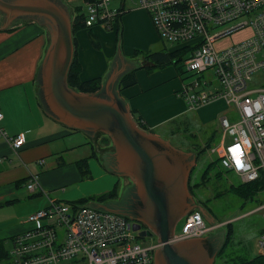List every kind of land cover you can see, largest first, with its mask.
<instances>
[{
	"label": "built area",
	"instance_id": "1",
	"mask_svg": "<svg viewBox=\"0 0 264 264\" xmlns=\"http://www.w3.org/2000/svg\"><path fill=\"white\" fill-rule=\"evenodd\" d=\"M82 1L85 28L110 30L120 24L124 10L113 8V0ZM135 1L160 39L180 45L177 51L191 50L184 65L198 77L182 84L177 93L188 109L222 98L239 114L232 125L227 117L219 119L222 140L210 152L243 185L264 178V0ZM246 29L249 36L243 41L215 48L223 38ZM3 119L0 112V143L17 153L25 145L24 137L8 134ZM24 185L30 194L42 191L37 174H29ZM261 210L264 217V203ZM181 221L170 243L204 237L220 226L207 225L196 210ZM27 223L30 228L11 238L8 258L0 264H153L158 247L136 243L137 232L127 219L54 199L30 214ZM258 247L257 258L264 264V233Z\"/></svg>",
	"mask_w": 264,
	"mask_h": 264
},
{
	"label": "water",
	"instance_id": "2",
	"mask_svg": "<svg viewBox=\"0 0 264 264\" xmlns=\"http://www.w3.org/2000/svg\"><path fill=\"white\" fill-rule=\"evenodd\" d=\"M25 22L43 28L49 39L35 75L42 112L89 140L97 135L107 137L111 150L101 154V165L110 175L126 180L116 199L89 201L84 207L133 222L132 229L139 238L155 237L158 247L153 252V264H215L226 229L216 228L204 237L170 243L176 225L194 210L208 225L217 222L195 202L189 190L196 152L178 149L140 128L119 95L121 79L135 71L120 46L100 88L81 93L68 84L76 49L71 8L63 0H0V31Z\"/></svg>",
	"mask_w": 264,
	"mask_h": 264
},
{
	"label": "crops",
	"instance_id": "3",
	"mask_svg": "<svg viewBox=\"0 0 264 264\" xmlns=\"http://www.w3.org/2000/svg\"><path fill=\"white\" fill-rule=\"evenodd\" d=\"M116 9L124 10V15L119 21L122 38L118 46H120L123 57L134 64L135 71L133 72L136 79L134 86L124 89L118 87L119 95L124 99L134 117L140 120L149 132L152 131L151 133L170 141L178 134V128L173 126L174 123L185 112L182 101L177 97V91L180 87L179 82L174 79L172 71L159 68L148 72L144 68L152 67L151 62L144 58L133 57L135 51L150 53L159 44L147 13L138 4L137 6L126 7L125 3H120V6ZM85 31L78 30L74 33L77 44V59L80 65L79 79L81 82L94 79L103 81L116 54L115 33L105 35V30L102 27L88 30L96 37L99 45L103 48V51L99 52L92 47L89 36L85 35ZM48 42L46 31L35 23H16L10 29L0 31V112L4 115L2 126L8 134H22L25 140V145L17 153H14L7 144L0 143V182L11 177L12 174H16L13 178L15 186H20L23 182L25 184L28 175L31 174L27 164H35L37 167L45 165L44 159L30 158V154L39 150L43 152L44 156L51 155V144L53 142L67 140L68 150L85 144L91 145V148L87 156H76L68 163L63 158L52 163L58 167H62L59 163H63V167L72 166L71 180L74 181V184H77L76 188L71 190L75 196L56 200L71 204L79 199L87 198L92 193L103 194L109 192L115 186L118 188L119 195L126 180L110 175L103 169L100 158L102 152L99 145L88 141L81 133L65 129L51 121L44 115L38 104L35 75ZM155 53H160V51ZM172 99L178 103V106L171 112L165 106L164 101H171ZM221 140L222 137L219 144ZM182 150L195 151L196 154L198 152V150H194L193 146H187ZM74 152L77 151L70 153L73 154ZM92 154L95 157L88 160L91 177L83 180L85 182H81L82 179L75 162L90 157ZM40 160L44 161L43 165H38ZM20 162L24 169L19 166ZM24 170L27 172L25 173ZM17 175L20 176L17 177ZM20 177L22 178L19 179ZM190 179L191 174L189 190ZM97 183H100V185ZM94 185L98 188L97 190L93 192L85 191L86 187ZM61 190L64 191L63 188ZM190 193L192 195L191 190ZM30 195L32 198L37 197L38 199L43 196L39 191ZM0 199L2 198L0 197ZM46 206L47 201L45 199L37 200L34 211L43 209Z\"/></svg>",
	"mask_w": 264,
	"mask_h": 264
},
{
	"label": "rangeland",
	"instance_id": "4",
	"mask_svg": "<svg viewBox=\"0 0 264 264\" xmlns=\"http://www.w3.org/2000/svg\"><path fill=\"white\" fill-rule=\"evenodd\" d=\"M63 1H65L70 8L82 6L83 12H85L82 0ZM121 1L122 0H113L111 6L113 8H118ZM124 1L126 7L137 6L135 0ZM123 15L124 14H122L121 17H123ZM95 27L99 26H94L92 29ZM90 29L91 28H85L82 30H86L85 35H88V30ZM104 30L105 35L113 32L115 33L114 37L118 45L121 39L119 40L116 33L118 34L121 32L120 24L115 23L113 29ZM156 35L159 44L157 47H154L150 53L160 51L167 54L177 51L180 45L166 42L160 39L157 33ZM248 36V29L236 32L230 37L223 38L221 41L217 42L215 48L217 50L225 49L243 41ZM92 47L94 48L93 45ZM97 50L102 52L103 48L100 46ZM140 52L141 54L138 56H134L133 53V57H140L142 59L145 58L147 54H150H146L145 51ZM190 54L191 50L189 49L181 50L179 56L182 57H179L180 61L178 65L173 66V64H169L163 68V70L168 69L172 71L174 79L178 80L180 87L182 84L193 82L198 77V74L188 72L184 65V61ZM175 60L176 59H174L173 62ZM206 91L208 90L206 89ZM210 91L211 89H209L208 92ZM177 97L182 101L185 112L184 115L177 118V121L174 123L173 126L178 128V134L170 139L169 142L174 147L178 149L181 148V150L187 146H193L194 150H198V159L191 173L190 184L194 185L196 183H201L203 173L207 181L195 192V202L198 204L201 202L202 205L209 210V213L216 222L220 224L218 228L226 229L227 233L224 239V245L216 257L215 264H249L258 257V241L260 236L264 233V217L261 210V205L264 203V191L253 195L251 198L245 199L241 197L235 192L236 188H240V186L243 185L240 183L239 178L233 173L226 172L217 160V155L211 154L210 152L211 148L218 146L223 134V129L219 125V119L223 116L227 117L228 122L232 125L239 121V114L233 105H227L226 101L222 98L212 101L198 109L189 110L183 99L179 96ZM164 104L171 112L178 106V103L174 101V99L171 101L165 100ZM229 139L228 137L227 144L229 143ZM87 140L93 142L95 145L98 144L102 153L111 150V142L107 138L105 139L103 135H97L94 140H89L88 138ZM67 144V140H57L53 142L51 144V155L44 156L43 152L39 150L32 152L30 158L37 157L38 159H44L45 165L42 167H37L35 164H27L23 161L27 164L28 170L33 174H37L39 177V184L42 188L40 194H43L41 198H32L30 193L27 192L24 182L16 187L13 182V178H15L16 174H12L11 177L3 179L2 182H0V197L2 198L0 199V239L4 241L6 253L10 252L11 238L24 233L30 228V225L26 223V221L29 215L34 212L37 200L45 199L47 201L48 199L56 200L75 196L71 191L77 186V184H74V181L71 180L72 166L63 167V163H59L62 167H58L52 163L62 158L68 163L76 156H87L90 153L91 145L85 144L75 149L68 150ZM72 151L77 152L71 154L70 152ZM210 163V169L206 172L205 169ZM19 166L24 169L21 162ZM26 172L27 171H25V173ZM216 175H220V178L216 177ZM18 176L20 175H17V177ZM21 178L22 177L19 179ZM81 182L85 181L81 180ZM97 184L100 185V183ZM62 188L64 191L61 190ZM97 189L98 188L94 185L86 187L85 191L93 192ZM101 194L102 193H92L87 197ZM181 222L182 221H179L175 228L176 233L179 232ZM205 223L208 225L206 221ZM136 243L141 246H150L156 244V239L155 237H137Z\"/></svg>",
	"mask_w": 264,
	"mask_h": 264
},
{
	"label": "trees",
	"instance_id": "5",
	"mask_svg": "<svg viewBox=\"0 0 264 264\" xmlns=\"http://www.w3.org/2000/svg\"><path fill=\"white\" fill-rule=\"evenodd\" d=\"M81 10H82V7H75L73 10H71V12L73 13V16H72L73 34L76 33L78 30L85 29L84 14H82ZM88 36H89V39H90L92 45L94 46V48L96 50L99 49L100 45L96 41V38L94 37V35L90 31L88 32ZM117 36L119 37V40H120L121 36H122L121 32H119L117 34ZM120 41L118 42V44L120 43ZM74 44H75V48L77 49V44H76L75 39H74ZM76 49H75L74 60H73V63L71 65L69 75H68V84L71 88H73V89H75L81 93L95 92L100 88L102 80L101 79H94V80L87 81V82H81L80 81V79H79L80 65H79V62L77 59ZM179 52H181V51H176V52L167 53V54L163 53V52L147 54V53H149V52H147L146 53L147 55L145 56L144 59L151 62L152 67H145L144 69L147 70L148 72H152L153 70H156L159 68H164V67L168 66L169 64H173V66H177L179 61H180V58L182 57V56H179ZM140 54H141L140 51L134 52V56H138ZM174 59H176V60L173 62ZM135 84H136V79L134 76V72H131V73L125 75L121 79L119 89L128 88V87L134 86ZM131 114L133 116L134 121L137 123V125L140 128H142L143 130L148 131L146 129V127L142 124V122L134 117L132 112H131ZM150 132H152V131H150ZM104 138L106 139L107 137L104 136ZM92 157H95V155L92 154L90 157H86V158L80 159V160L75 162L76 168H77L79 175H80L82 180H87L91 177L89 169H88V160ZM210 165H211V163L207 165V167L205 169L206 172L209 171ZM219 176L220 175H216V177L220 178ZM206 181H207L206 177L203 173L202 178H201V183H196L194 185H190V190H191L192 195L194 197H195V192L198 191L200 189V187L203 184H205ZM261 191H264V178L263 177H261L259 180L255 181L253 183L241 185L240 188L238 187L235 189V192L245 199L251 198L253 195H255ZM117 197H118V188L115 186L109 192L103 193L101 195L93 196V197L82 198V199H79L75 202H72L71 204L77 205V206H84L89 201H96V202L102 203V202H106L109 200H114ZM7 258H8V253H6L4 241L0 240V263L5 262L7 260ZM249 264H260L259 258L251 261Z\"/></svg>",
	"mask_w": 264,
	"mask_h": 264
},
{
	"label": "flooded vegetation",
	"instance_id": "6",
	"mask_svg": "<svg viewBox=\"0 0 264 264\" xmlns=\"http://www.w3.org/2000/svg\"><path fill=\"white\" fill-rule=\"evenodd\" d=\"M177 226V225H176ZM143 230L145 229L144 227L142 228Z\"/></svg>",
	"mask_w": 264,
	"mask_h": 264
}]
</instances>
